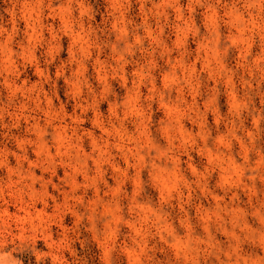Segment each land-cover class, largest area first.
<instances>
[{
  "label": "rangeland",
  "instance_id": "rangeland-1",
  "mask_svg": "<svg viewBox=\"0 0 264 264\" xmlns=\"http://www.w3.org/2000/svg\"><path fill=\"white\" fill-rule=\"evenodd\" d=\"M0 264H264V0H0Z\"/></svg>",
  "mask_w": 264,
  "mask_h": 264
}]
</instances>
